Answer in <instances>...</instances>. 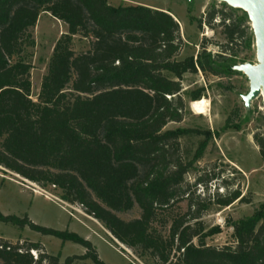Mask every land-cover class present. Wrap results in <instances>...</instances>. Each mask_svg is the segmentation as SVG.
Wrapping results in <instances>:
<instances>
[{
  "label": "trees",
  "instance_id": "obj_1",
  "mask_svg": "<svg viewBox=\"0 0 264 264\" xmlns=\"http://www.w3.org/2000/svg\"><path fill=\"white\" fill-rule=\"evenodd\" d=\"M223 5L227 10L213 5L205 21L196 20L199 28L222 27L221 51H208L205 38L196 56L179 57L184 42L170 11L111 0H0V166L59 190L62 200L81 205L153 264H264V202L250 216L228 220L234 243L222 247L206 243L221 232L201 220L210 199L191 197L186 213L172 211L180 196L189 197L186 176L214 137L210 130L165 129L184 118V75L232 73L235 48L243 43L251 50L255 44L247 13ZM42 13L63 21L67 32L54 46L35 101L28 48L35 44L32 30ZM77 36L88 41L85 51L74 50ZM203 91H192L191 100L201 99ZM225 127L239 125L228 118ZM194 134L204 138L185 155L180 141ZM254 140L264 160V135ZM238 199L243 197L235 190L214 203L228 207ZM136 205L139 217L118 215ZM0 221L86 249L61 262L39 243L0 240V264H105L91 241L77 233L1 212ZM157 224L169 225L167 234Z\"/></svg>",
  "mask_w": 264,
  "mask_h": 264
},
{
  "label": "rangeland",
  "instance_id": "obj_2",
  "mask_svg": "<svg viewBox=\"0 0 264 264\" xmlns=\"http://www.w3.org/2000/svg\"><path fill=\"white\" fill-rule=\"evenodd\" d=\"M111 2L146 5L174 14L180 24V34L184 42L179 57L196 56L202 50L201 45L205 38L209 40L207 49L213 54L221 51L218 44L226 43L222 27L217 23L214 25L204 23L199 28L196 21L200 18L205 21L206 13L213 5L227 10L224 2L217 0H111ZM237 12L242 15L245 11L238 9ZM216 22H219V19ZM248 25L255 41L250 20ZM66 32L67 25L49 13H42L32 30L35 44L28 48V53L32 65L31 97L35 101L38 100L42 79L47 73L54 46ZM73 48L76 52L85 51L88 48V41L77 36ZM235 51L236 65L243 64L241 63L243 61L251 64L258 62L255 44L251 50L243 43L239 44ZM201 88H204L202 98H206L209 105L206 113L197 114L191 109L190 94ZM249 89L250 82L246 74L236 70L219 77L205 74L201 70L187 73L182 80V95L186 102L184 118L180 122H170L165 127L167 130L178 128L210 130L214 134L203 157L196 164V169L186 176V182L191 186L189 197L188 194L180 196L172 211L173 214L186 213L191 197L210 199L212 205L202 213L201 220L207 229L214 226L221 229L220 233L206 239L208 245L216 247L234 243L233 228L228 225V220L250 216L264 202V160L254 140L255 134L264 135V99L259 96L247 108L243 96ZM228 118L233 124H238L239 128H226ZM203 138V135L195 134L182 138L181 152L192 155ZM235 190L241 192L243 197L241 201L238 199L228 207H220L214 203L217 197L227 196ZM0 212L20 218L27 217L40 226L77 233L91 241L99 258L105 264H153L148 257L139 256L138 251L115 239L103 223L87 214L81 205L62 200L59 190L53 187L44 188L2 166H0ZM140 212L136 205L131 211L119 212L118 215L122 219L131 220L139 217ZM157 225L159 232L167 234L169 225L167 227ZM0 240L21 245L39 243L42 252L59 255L61 262L68 256L82 255L86 252L82 245L72 241L63 242L57 237L43 235L28 225L19 227L1 221ZM194 241L197 242L196 239ZM34 254L36 257V252ZM87 263L92 264L90 261Z\"/></svg>",
  "mask_w": 264,
  "mask_h": 264
},
{
  "label": "water",
  "instance_id": "obj_3",
  "mask_svg": "<svg viewBox=\"0 0 264 264\" xmlns=\"http://www.w3.org/2000/svg\"><path fill=\"white\" fill-rule=\"evenodd\" d=\"M230 7L245 11L255 36L257 63H243L234 66V70L243 72L249 79V92L243 96L245 106L249 108L253 100L264 99V0H217Z\"/></svg>",
  "mask_w": 264,
  "mask_h": 264
},
{
  "label": "bare ground",
  "instance_id": "obj_4",
  "mask_svg": "<svg viewBox=\"0 0 264 264\" xmlns=\"http://www.w3.org/2000/svg\"><path fill=\"white\" fill-rule=\"evenodd\" d=\"M209 103L206 98H201L196 101H192L191 109L197 114H204L207 112V107Z\"/></svg>",
  "mask_w": 264,
  "mask_h": 264
},
{
  "label": "crops",
  "instance_id": "obj_5",
  "mask_svg": "<svg viewBox=\"0 0 264 264\" xmlns=\"http://www.w3.org/2000/svg\"><path fill=\"white\" fill-rule=\"evenodd\" d=\"M174 16V14H172ZM176 18V16H174Z\"/></svg>",
  "mask_w": 264,
  "mask_h": 264
}]
</instances>
